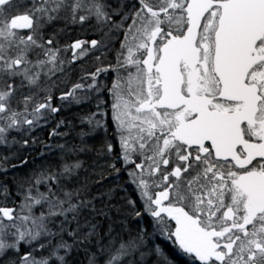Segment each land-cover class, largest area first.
I'll list each match as a JSON object with an SVG mask.
<instances>
[{"label":"snow or ice","instance_id":"snow-or-ice-1","mask_svg":"<svg viewBox=\"0 0 264 264\" xmlns=\"http://www.w3.org/2000/svg\"><path fill=\"white\" fill-rule=\"evenodd\" d=\"M177 257L264 264V0H0V264Z\"/></svg>","mask_w":264,"mask_h":264},{"label":"trees","instance_id":"trees-1","mask_svg":"<svg viewBox=\"0 0 264 264\" xmlns=\"http://www.w3.org/2000/svg\"><path fill=\"white\" fill-rule=\"evenodd\" d=\"M162 243H167V242L162 241ZM177 264H180V258L179 257H177Z\"/></svg>","mask_w":264,"mask_h":264}]
</instances>
